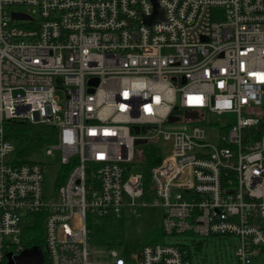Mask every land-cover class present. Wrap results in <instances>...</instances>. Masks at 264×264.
Wrapping results in <instances>:
<instances>
[{
  "label": "built area",
  "instance_id": "obj_1",
  "mask_svg": "<svg viewBox=\"0 0 264 264\" xmlns=\"http://www.w3.org/2000/svg\"><path fill=\"white\" fill-rule=\"evenodd\" d=\"M156 2L164 17L148 23L153 0H0V264L31 248L36 213L42 264H193L197 236L228 238L235 264L264 252V0ZM10 121L56 130L52 189L40 161L11 162ZM149 142L164 156L146 191L129 171ZM144 206L162 208L163 241L94 246V222Z\"/></svg>",
  "mask_w": 264,
  "mask_h": 264
},
{
  "label": "rangeland",
  "instance_id": "obj_2",
  "mask_svg": "<svg viewBox=\"0 0 264 264\" xmlns=\"http://www.w3.org/2000/svg\"><path fill=\"white\" fill-rule=\"evenodd\" d=\"M212 17L214 20H224L225 12L220 7H214L212 9ZM57 95L60 98V103L64 105L65 93L63 90H57ZM62 115V113H60ZM231 123L236 121L235 113H228L225 116ZM224 122H227L224 120ZM138 147V146H137ZM47 147L35 151L32 153L31 158L40 161L45 168L46 186L48 189H52L55 183L56 172L60 166L61 154L59 151L54 150L52 153L48 152ZM130 173L140 174L142 176V186L146 191H150L152 188V181L150 176V168L144 162V160H136L131 164ZM163 211L158 206H144L141 208L140 216H125L124 219L112 218L114 224L110 225L111 233L116 235L117 240H124V244L140 245L150 243L149 238H153L159 234L158 229L162 222ZM155 232H158L157 234ZM189 238L193 235H187ZM168 239V236L165 237ZM203 240L202 249H198V254L193 258V264H235V249L229 244L228 238L219 237H196ZM186 239V236L172 237L171 240ZM124 244L111 245L113 248L120 247ZM97 248L108 247L104 245L94 244ZM94 247V248H95ZM251 264H264V252L257 256Z\"/></svg>",
  "mask_w": 264,
  "mask_h": 264
},
{
  "label": "trees",
  "instance_id": "obj_3",
  "mask_svg": "<svg viewBox=\"0 0 264 264\" xmlns=\"http://www.w3.org/2000/svg\"><path fill=\"white\" fill-rule=\"evenodd\" d=\"M257 138L264 134V117L257 125ZM6 137L14 143V151L11 155V162L16 164L26 163L31 161V155L35 151H39L46 144L56 141V130L52 126L33 124L23 121H10L5 124ZM143 149L144 162L151 169L154 165L160 163L164 156V148L161 144L149 142L141 145ZM68 167L63 166L60 169L58 185L64 182ZM112 218H101L94 222L93 242L104 246H113L124 244V240H117L116 235L111 233L110 225L114 224ZM159 234L153 238H149L150 243L161 242L164 240V233L159 227ZM158 232H155L156 234ZM22 244L25 247L39 246L44 248V214L36 213L29 214L28 219L23 224L21 235ZM111 246V247H112ZM138 245L124 244L127 252H131Z\"/></svg>",
  "mask_w": 264,
  "mask_h": 264
},
{
  "label": "water",
  "instance_id": "obj_4",
  "mask_svg": "<svg viewBox=\"0 0 264 264\" xmlns=\"http://www.w3.org/2000/svg\"><path fill=\"white\" fill-rule=\"evenodd\" d=\"M153 1L155 3V11H154V13L151 16L145 18L146 22H148V23H151L153 20H155L157 18H163L164 17L163 9L159 6V4L156 2V0H153ZM13 15L15 17H18V18H25L26 17V15L21 14V13H14ZM91 81H93V80H91ZM174 112L179 113L180 110H178V108L176 107ZM135 130H136V132H140L141 131V129L139 127H136ZM151 130L152 129L148 128V127L142 128L143 132H149ZM143 142H145V141L144 140H137V143H143ZM25 257H30V259H31V261H29L26 264H42L43 260H44L43 252H42V250H41V248L39 246H33L30 249H26L24 252H22L17 257V260L19 261V264L23 261V259ZM13 263H14L13 259L9 258V261H8L7 264H13Z\"/></svg>",
  "mask_w": 264,
  "mask_h": 264
}]
</instances>
